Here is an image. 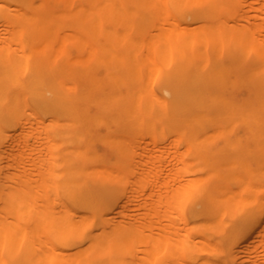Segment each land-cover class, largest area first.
Instances as JSON below:
<instances>
[{
    "label": "bare ground",
    "instance_id": "obj_1",
    "mask_svg": "<svg viewBox=\"0 0 264 264\" xmlns=\"http://www.w3.org/2000/svg\"><path fill=\"white\" fill-rule=\"evenodd\" d=\"M0 264H264V0H0Z\"/></svg>",
    "mask_w": 264,
    "mask_h": 264
}]
</instances>
